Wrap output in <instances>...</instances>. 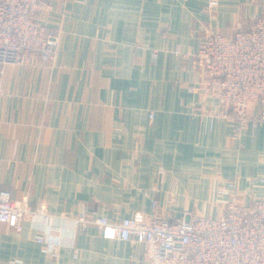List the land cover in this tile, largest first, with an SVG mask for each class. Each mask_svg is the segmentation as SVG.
Here are the masks:
<instances>
[{
    "label": "crops",
    "instance_id": "obj_1",
    "mask_svg": "<svg viewBox=\"0 0 264 264\" xmlns=\"http://www.w3.org/2000/svg\"><path fill=\"white\" fill-rule=\"evenodd\" d=\"M47 1L52 66L0 65V190L49 218L0 224V264H146L140 243L77 227L81 205L113 222L174 220L218 217L215 189L229 180L241 203L260 197L264 124L239 138L210 125L215 100L191 55L209 32L245 28L264 0Z\"/></svg>",
    "mask_w": 264,
    "mask_h": 264
},
{
    "label": "built area",
    "instance_id": "obj_2",
    "mask_svg": "<svg viewBox=\"0 0 264 264\" xmlns=\"http://www.w3.org/2000/svg\"><path fill=\"white\" fill-rule=\"evenodd\" d=\"M216 4L211 0L208 6ZM49 12L47 0H0V65L52 66L58 35ZM191 59L207 75L198 89L215 100L204 113L210 125L225 121L239 138L247 125L264 124V10L231 35L206 34ZM253 104L260 108L256 115L250 113ZM258 183L262 193L249 204L240 202L234 180L218 185L215 195L225 199L218 217L185 212L174 220L151 216L113 222L89 215L81 205L74 223L82 229L96 227L107 240L140 243L146 264H264V178ZM36 216L49 218L43 206L31 211L25 201L14 203L8 191L0 190V224L19 231L24 220ZM36 241L43 252L54 254L42 237Z\"/></svg>",
    "mask_w": 264,
    "mask_h": 264
},
{
    "label": "rangeland",
    "instance_id": "obj_3",
    "mask_svg": "<svg viewBox=\"0 0 264 264\" xmlns=\"http://www.w3.org/2000/svg\"><path fill=\"white\" fill-rule=\"evenodd\" d=\"M76 216V215H75Z\"/></svg>",
    "mask_w": 264,
    "mask_h": 264
}]
</instances>
